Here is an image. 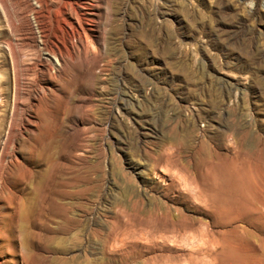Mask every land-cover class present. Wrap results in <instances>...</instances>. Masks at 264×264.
Masks as SVG:
<instances>
[{
  "label": "rangeland",
  "instance_id": "1",
  "mask_svg": "<svg viewBox=\"0 0 264 264\" xmlns=\"http://www.w3.org/2000/svg\"><path fill=\"white\" fill-rule=\"evenodd\" d=\"M0 264H264V0H0Z\"/></svg>",
  "mask_w": 264,
  "mask_h": 264
},
{
  "label": "bare ground",
  "instance_id": "2",
  "mask_svg": "<svg viewBox=\"0 0 264 264\" xmlns=\"http://www.w3.org/2000/svg\"><path fill=\"white\" fill-rule=\"evenodd\" d=\"M69 2L70 1H64V3L62 4L63 6V8L65 7V5H68L69 4ZM76 7V6H75ZM63 10V9H62ZM42 32H43V34H44V36L46 37V38H44V41L47 43L48 42V39H47V28H46V25H42ZM60 30H62V29H60ZM78 32L79 34H80V31L78 30V29H76V28H74V32ZM48 44V43H47ZM67 44H69V43H67ZM53 48L54 47H57L58 48V50L61 52L62 50H64L65 49V46H62V45H60V44H57L55 41H53V43H51L50 44ZM63 52V51H62ZM62 55H64V54H62ZM233 146H234V143L232 144ZM235 148H237L238 150H237V155H240V156H245V155H247L248 154V152H249V148L247 147V146H245V145H243V143L241 142V141H238V143L236 144V142H235V146H234ZM166 167V170H168V167L167 166H165ZM91 184V183H90ZM64 215H63V219H64V222H63V225H65V226H70V225H72V224H74L77 220H78V222H79V219H76V217L75 216H73L71 213H69L68 211H65L64 213H63ZM81 217V216H80Z\"/></svg>",
  "mask_w": 264,
  "mask_h": 264
}]
</instances>
